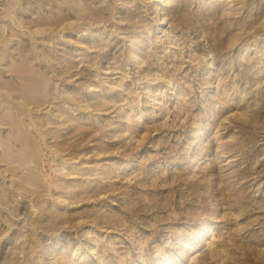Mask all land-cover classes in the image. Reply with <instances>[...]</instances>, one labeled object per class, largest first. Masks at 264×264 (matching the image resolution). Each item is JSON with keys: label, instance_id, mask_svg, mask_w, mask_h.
Returning a JSON list of instances; mask_svg holds the SVG:
<instances>
[{"label": "rangeland", "instance_id": "rangeland-1", "mask_svg": "<svg viewBox=\"0 0 264 264\" xmlns=\"http://www.w3.org/2000/svg\"><path fill=\"white\" fill-rule=\"evenodd\" d=\"M0 264H264V0H0Z\"/></svg>", "mask_w": 264, "mask_h": 264}]
</instances>
